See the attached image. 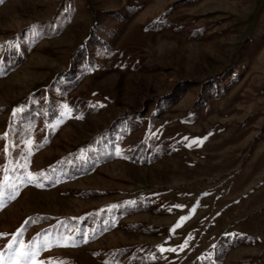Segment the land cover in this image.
I'll return each instance as SVG.
<instances>
[{"label": "rangeland", "instance_id": "1", "mask_svg": "<svg viewBox=\"0 0 264 264\" xmlns=\"http://www.w3.org/2000/svg\"><path fill=\"white\" fill-rule=\"evenodd\" d=\"M0 184L3 264H264V0H0Z\"/></svg>", "mask_w": 264, "mask_h": 264}, {"label": "snow or ice", "instance_id": "2", "mask_svg": "<svg viewBox=\"0 0 264 264\" xmlns=\"http://www.w3.org/2000/svg\"><path fill=\"white\" fill-rule=\"evenodd\" d=\"M184 139L187 140L188 138L185 137ZM200 143H202V140L193 139V140L189 143L188 146L191 147L193 144H200ZM39 175H43V173H40ZM36 178H37L36 176L31 175V174H29V175L27 176V179H28L29 182L34 181ZM39 186L42 187L43 185L41 184V185H39ZM4 195H5V192H4V185H3V184H0V204H2V201H3V197H4ZM8 198H9V199L14 198V194L9 195ZM27 223H28V221H25V224H27ZM22 231H23V227H22L21 229H19V230L17 231V233L13 234V239H12V241L7 245V248H8L9 250H12V249H13V246L18 242V238H19L20 234L22 233ZM3 235H6V234H0V236H3ZM44 246H45V247H50V245L47 244V240H46V238H45ZM35 254H36V253H34V252H33V253H25V258L28 259L30 256H34ZM3 261H4V257H3L2 254H0V264H3Z\"/></svg>", "mask_w": 264, "mask_h": 264}]
</instances>
